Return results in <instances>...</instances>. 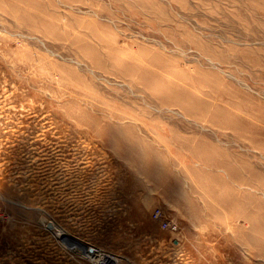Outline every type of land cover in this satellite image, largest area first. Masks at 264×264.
<instances>
[{
  "label": "rangeland",
  "instance_id": "obj_1",
  "mask_svg": "<svg viewBox=\"0 0 264 264\" xmlns=\"http://www.w3.org/2000/svg\"><path fill=\"white\" fill-rule=\"evenodd\" d=\"M110 259L264 264V0H0V264Z\"/></svg>",
  "mask_w": 264,
  "mask_h": 264
},
{
  "label": "built area",
  "instance_id": "obj_2",
  "mask_svg": "<svg viewBox=\"0 0 264 264\" xmlns=\"http://www.w3.org/2000/svg\"><path fill=\"white\" fill-rule=\"evenodd\" d=\"M153 215H154V218L156 220H160L162 218V216H163L161 209H156L154 211ZM164 224L166 225V228H170L171 227V229H174V226H169L168 222L165 221Z\"/></svg>",
  "mask_w": 264,
  "mask_h": 264
},
{
  "label": "bare ground",
  "instance_id": "obj_3",
  "mask_svg": "<svg viewBox=\"0 0 264 264\" xmlns=\"http://www.w3.org/2000/svg\"><path fill=\"white\" fill-rule=\"evenodd\" d=\"M109 261L112 262V263L114 264V260H113V259H110Z\"/></svg>",
  "mask_w": 264,
  "mask_h": 264
}]
</instances>
